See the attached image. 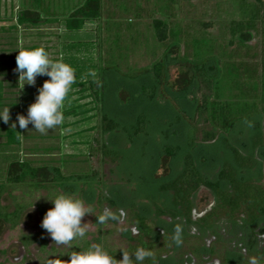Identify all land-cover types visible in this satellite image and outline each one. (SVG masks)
I'll return each mask as SVG.
<instances>
[{
	"label": "rangeland",
	"instance_id": "rangeland-1",
	"mask_svg": "<svg viewBox=\"0 0 264 264\" xmlns=\"http://www.w3.org/2000/svg\"><path fill=\"white\" fill-rule=\"evenodd\" d=\"M79 1L51 0L50 12L64 15L68 10L67 4L72 7ZM239 1L100 0L101 19L86 23L82 29L70 30L65 27L64 18L58 22L39 23L36 26H17L18 13L23 10L25 4H30V0H0V79L7 77L8 83L17 84L14 88L20 87L19 73L14 71L17 65L10 69L12 72L9 70L5 73L2 67L6 66L3 65L4 62L11 60L16 64L18 50L30 49L33 45L44 47L53 60L65 62V56L74 53L75 56L85 58V64L93 63L84 77L89 80L85 84L89 88L84 94V99L80 98L81 94L77 92L64 103L65 108L88 102L78 107V114L64 116L63 124L49 130L46 135L40 134L29 124L28 128L23 130L24 137L19 149L7 146L5 138L0 134V183L10 184L1 202L9 205L10 209H14L13 197H18L20 201L32 202V205L25 209L17 229H11L8 223L0 225V264H48V261L56 259L55 256L59 253L60 259L69 260V256L63 252L67 246L56 245L50 234L41 227L46 212L54 207L50 200L54 197L52 192L58 190L52 187L51 183L54 180L53 165L60 166L66 175H75L65 184L66 191L83 199L87 207L93 208L94 215H86L82 221L89 224L88 231L95 230V218L105 208L114 212L124 210V218L117 222L118 228L110 235L112 245L125 247L124 234L129 235L136 231L127 223L125 207L130 200L137 199L140 208L149 217L156 219L153 201L162 205L169 201L167 194H160L158 191L160 182L167 178V170L161 165L163 145L178 144L185 150L191 124H198L200 129L211 126L205 120L209 116L207 110H204L202 117L198 114V103L201 102L204 92L198 81H194L187 90L192 97L185 95L186 93L172 92L168 85L176 83L181 77L180 57L185 54L186 37L194 41L195 57L205 58L211 54L216 56L219 62L215 61L209 66L216 68L215 73L220 68L225 69L227 62L239 65L242 63L241 80L228 83V89L233 92L230 97L232 100L256 102L262 110L264 74L260 63L259 30L250 29L249 34L245 35L250 47H241L239 35L231 34V22L240 19ZM251 1L256 3V0ZM164 22L168 23L172 33L167 41L160 42L155 35V28ZM173 39L180 40V51L165 57L166 47ZM196 42L198 43L195 44ZM63 44L67 46L65 49L68 53L63 52ZM186 53L192 56L193 48ZM163 59L166 67L170 68L165 74L169 78L168 83L162 88L158 84L156 99L146 101L141 86L156 84L152 68L156 62ZM81 63L82 61L78 63L75 60L72 67L81 68ZM92 71L96 72L95 78L90 75ZM48 79L50 78L46 75L37 76L36 82H42L34 85L35 97L44 81ZM96 81H99L100 86ZM91 85L102 92L100 101L97 100ZM79 88H72L70 92ZM228 89L222 91L228 94ZM6 92L20 94L19 90L14 89H8ZM126 96L128 101L124 100ZM8 103L9 101H5L1 105L4 109L10 108ZM97 105L101 107L102 112L121 124L119 129L104 133L98 128L100 111L97 109L100 107L90 109ZM141 112L147 114L149 121L146 132L130 136L125 129L133 126ZM91 114L95 115L88 118ZM255 119L261 121L264 130L263 110L260 114L238 119L236 124L227 130L231 141L244 150L249 149V138L253 131L251 123ZM3 125L6 124L0 123V126ZM197 138L194 150L197 163L206 174L216 178L221 163L230 159L231 153L222 145L221 136L212 142L202 143L199 131ZM103 144L112 150H119L121 158L117 161L105 159L100 150ZM257 157L261 161L264 160V148L257 150ZM181 158L182 153L171 158V174L180 167ZM22 161H29L39 169V187L28 186L29 183L13 187L9 182L11 176L21 171L17 162ZM249 174L256 175V172H246L244 175ZM261 182L264 185V179ZM60 191L58 190L59 194L63 193ZM100 192L114 200L116 206L107 202L100 204L97 200ZM214 202L213 193L201 187L195 197L194 215L198 217L204 214ZM37 203L44 205L45 212L41 213ZM158 229L160 233L164 231L162 222L159 223ZM188 232L198 233L199 229L193 225ZM22 234H41V237L48 241L47 249H53H50V252L43 251L38 242L25 247L20 239ZM205 239L207 244L211 243L210 235ZM193 260L188 259V264H192Z\"/></svg>",
	"mask_w": 264,
	"mask_h": 264
},
{
	"label": "trees",
	"instance_id": "trees-1",
	"mask_svg": "<svg viewBox=\"0 0 264 264\" xmlns=\"http://www.w3.org/2000/svg\"><path fill=\"white\" fill-rule=\"evenodd\" d=\"M32 2L34 10L20 11L17 18L18 24L36 26L39 23L58 22L64 18V21H66L65 27L73 30L82 29L88 22L100 20L102 15L100 0H80L72 7L67 4L66 9H68V12L66 11L64 15H62V13L59 15V13L55 14L50 12L49 6L43 5L41 0H33ZM238 6L240 19L231 22V34L234 36L239 35L241 47H250L249 43L246 42L245 35L249 34L250 29L259 30L260 63L262 73L264 74V0H256V3L251 0H240ZM171 33L172 29H170L166 22L161 23L155 28V35L160 42L167 41ZM193 42L194 41H191L188 37L185 38V54H181V57L179 56L180 61H182L179 66L181 77L176 83L174 82L171 85L167 82L169 78L166 77L165 74L169 72L170 68L168 69V67H166L165 59H163L156 62L152 68L156 84L141 86V92L146 96V101L156 99L158 95V84L162 88L164 84L168 83L172 92L181 94L186 93L185 95H190V97L192 96L187 90H189L194 81H198L202 86L201 88L204 89L197 110L199 117L203 116L204 110L208 111L209 116L205 118V120L209 122L211 126L200 129L198 124H191L187 133L185 150L180 145L171 143H166L162 147L161 165L167 170L165 174L167 178L160 182L158 191L160 194H167L169 196L168 203L162 205L157 201H153L152 205L154 214L156 215V219H153L140 208V203L137 199L130 200L125 207L127 212V223L134 226L137 232L129 235L123 233L126 239V246L121 248L110 243V235L118 228L117 221L110 220L107 224L100 225L97 223L96 217L95 230L87 231L85 238L73 241L75 246L71 249L67 247L66 251H63L67 256H69L68 253H70V251L79 252L87 250L89 246L93 244H100L117 260L123 258L122 250L131 254L134 253L137 248L143 247L149 249L154 255L152 258L146 259L143 264H188V259H196L198 262L202 263L206 253L218 256L222 259L224 264H239L234 257L228 255L227 246L223 240L221 230L225 228L228 235L235 237H238V234L242 233L243 240H245L252 237L254 225L264 218V185L261 182V180L264 179V160L261 161L257 157V150L264 148V130L260 120L255 119L252 121L251 125L253 131L249 138L248 150H244L239 145L233 143L227 135V130L230 126H234L238 119L251 117L260 114L262 110L264 111V84H262V110L258 107L256 102L232 100L233 98L230 96L233 95V92L230 91L231 89H228V83L241 80L240 67L243 66L242 63L239 65L227 62L225 69L220 68L217 73H215L216 68H209V66L215 61L219 62V60H217L216 56L213 54L205 58L195 57L194 50H196V48H194ZM197 43L198 42L195 44ZM179 46L180 40L173 39L167 45L164 56H171L180 51ZM36 47L42 46L33 45L31 48ZM66 47L67 46L63 44L64 53H68L65 49ZM175 48L177 49L174 50ZM191 48H193L192 56L186 53ZM64 59L65 63L73 67L75 60H77L78 63L82 61L80 64L81 68H74L76 82L72 85L71 89L80 88L75 90V92H69L66 99L77 92L81 94L80 98L84 99V94L89 88L85 86L86 81L88 82L89 80L86 78L84 79V77L91 69V66H93V63L90 62V64H85L83 62L85 58L75 56L74 53L70 56L67 54ZM3 65L9 68L15 67L16 64L15 61L11 60L10 62H4ZM4 68L5 67H3V69ZM246 69L247 68H244V70ZM6 79L7 78H5V80ZM91 82H93V80ZM222 86L225 88H222ZM90 87L97 95V100L100 101L102 99V92L99 91L100 89L94 88L93 85ZM223 89H228L230 93L226 94L222 91ZM4 93L5 81L4 79H0V112L4 110V107L1 105L3 104ZM35 100L23 105L19 103L11 104L9 108L10 112H12L10 115L11 119L8 124L0 126V134L5 138V144L7 146L14 147L15 149L20 148L22 141L17 139V135H23V131L19 128L17 115L27 116L28 107L30 104L34 103ZM124 100H127V96ZM84 104H88V102L63 108L64 116L78 114V107ZM99 107L100 106L97 105L90 109L94 110ZM100 109L101 107L97 109L100 111L98 128L104 133L119 129L121 124ZM94 115L95 114H91L88 118ZM0 123L4 122L1 120ZM13 123L17 125L16 129L11 128ZM70 124L72 123H68V125ZM148 124L147 114L141 112L133 126L125 130L130 136L143 134L146 132ZM199 131L201 132L202 143L212 142L217 139L218 136H221L222 145L231 153V158L225 159L221 163L216 178H212L206 174L197 163L194 150L197 146ZM100 150L105 159L109 158L113 161H117L121 158V152L119 150H112L105 144L101 145ZM180 153H182L181 165L171 174V158L177 157ZM17 165L21 168V171L8 179L12 186L20 187L21 185H27L29 183L28 186L39 187V183H37V176L40 173L39 169L33 166L29 161L17 162ZM52 169L54 171V180L51 182L52 187L63 191V193H68L65 189V184L73 179L75 175L64 174L60 166L53 165ZM253 171L256 172V175H244L246 172ZM78 177L80 179L82 178L81 175H78ZM84 177H87V175H84ZM9 185L10 184L0 183V225L2 223H8L11 229H17L25 209L29 205H32V202L20 201L18 197H13L14 209H10L9 205L3 204L1 198L4 193L9 190ZM201 187H205L213 193L215 204L205 214L195 217V197ZM58 190L52 192L54 196L59 194ZM97 200L100 204L104 202L113 206L117 204L114 200L102 194V192L98 194ZM37 205L41 213L45 212L44 205L41 203H37ZM100 214L101 213L97 216ZM161 222L164 224L165 229L160 233L158 226ZM193 225L198 227V233L192 234L188 232V229ZM177 226L181 229L182 243L180 245H177L173 240ZM208 235L216 237V240L210 247L206 245L205 237ZM20 239L25 247H29L32 243L38 242L43 251L50 252V249H53H47L48 241L46 238L41 237V234H22ZM249 244V257L243 264H249L250 259L256 256V252L253 250L254 240ZM3 252L5 253V250H3ZM60 257V253L55 256V258L59 259Z\"/></svg>",
	"mask_w": 264,
	"mask_h": 264
},
{
	"label": "clouds",
	"instance_id": "clouds-1",
	"mask_svg": "<svg viewBox=\"0 0 264 264\" xmlns=\"http://www.w3.org/2000/svg\"><path fill=\"white\" fill-rule=\"evenodd\" d=\"M16 69L19 73L18 83L21 90L25 84L34 86L37 76L46 75L50 79L45 80L43 86L38 90V95L34 103L28 107L27 116L17 115L19 128L26 130L29 124L42 135H46L64 122L63 108L65 100L71 91L72 85L76 82L75 69L62 60H53L44 47H36L18 50L16 56ZM95 78L96 72H90ZM100 86L99 81H96ZM0 118L7 124L10 117L9 108L0 112ZM17 125L13 123L12 129ZM21 134L20 132H17ZM17 139L22 141L23 135H17ZM54 204L50 208L41 223V227L46 230L54 243L58 246H67L71 249L73 241L83 239L89 228L88 223H83L86 215H94V210L85 205V201L77 198L74 194L60 193L50 199ZM125 216L124 210L114 212L110 208H105L97 217V223L107 224L108 221H121ZM177 245L182 243L181 229H175L173 237ZM122 250V249H121ZM123 251V258L117 260L112 254L104 249L100 244H93L87 250L70 251V259L65 261L59 258L50 259L48 264H143V262L153 257V252L143 247L137 248L134 253ZM249 264H260V261L253 257Z\"/></svg>",
	"mask_w": 264,
	"mask_h": 264
},
{
	"label": "flooded vegetation",
	"instance_id": "flooded-vegetation-1",
	"mask_svg": "<svg viewBox=\"0 0 264 264\" xmlns=\"http://www.w3.org/2000/svg\"><path fill=\"white\" fill-rule=\"evenodd\" d=\"M136 232L137 229L133 233ZM221 234L223 235V240L226 243L225 245L227 246L228 255L234 257L237 263L243 264V262L249 257V243L254 240L253 250L256 252L255 258L260 260V264H264V218L260 220L256 225H254V233L251 238L243 240L242 233H239L238 237L228 235L227 230L225 228L221 230ZM210 238L212 239L210 244H207L206 241L207 247H210L212 243L216 240V237L213 235H210ZM193 261L194 262H192V264H224L221 258L216 255L213 256L209 253H206V255H204V261L202 263L198 262L196 259H194Z\"/></svg>",
	"mask_w": 264,
	"mask_h": 264
},
{
	"label": "crops",
	"instance_id": "crops-1",
	"mask_svg": "<svg viewBox=\"0 0 264 264\" xmlns=\"http://www.w3.org/2000/svg\"><path fill=\"white\" fill-rule=\"evenodd\" d=\"M33 0H30V4L29 3H27V4H25V6H24V8H23V10L22 11H31V10H34V7H32V4H33V2H32ZM51 0H41V2L43 3V5H47V6H49V9L51 10V7H50V5H51V2H50ZM64 0H62V2H63ZM53 4H54V2H53ZM63 4V3H62ZM19 14V13H18ZM17 18H18V16H17ZM17 24H18V20H17ZM20 25H23V26H26V27H29V26H27V25H25V24H18V26H20ZM4 67V66H3ZM2 67V68H3ZM10 69H13L12 67H9V68H7L6 66H5V68L3 69V73H5V72H7V71H9ZM15 69V68H14ZM15 71V70H14ZM10 72H12V70H10ZM9 72V73H10ZM13 75H15V74H13ZM5 78H7V77H4V81H5V93H4V99H3V103L5 102V101H9V103L8 104H16V103H19L20 105H23V104H25V103H28V102H30V101H32V100H35L36 99V97L34 96L35 95V92H34V86H31V85H28V84H25L24 85V88L21 90V88L19 87H17V88H14L15 87V85H17V84H11V83H8L7 82V80H5ZM40 82H42L41 80L40 81H37L35 84H38V83H40ZM7 85H9L10 87H7ZM19 90V92H20V94H16V93H14V94H12V93H7L6 91L7 90ZM7 96H9L10 98H6ZM18 97V98H17ZM19 99V100H18ZM23 131V130H22Z\"/></svg>",
	"mask_w": 264,
	"mask_h": 264
}]
</instances>
